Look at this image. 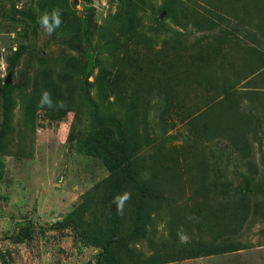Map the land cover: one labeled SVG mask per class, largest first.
<instances>
[{"label":"trees","instance_id":"16d2710c","mask_svg":"<svg viewBox=\"0 0 264 264\" xmlns=\"http://www.w3.org/2000/svg\"><path fill=\"white\" fill-rule=\"evenodd\" d=\"M9 1L13 14L30 18L37 27L44 29L41 20L47 15L53 25L50 34L61 38L66 50L57 58L37 60L39 68L28 90L0 79V157L12 156L15 148L24 151L27 137L37 132L41 112L58 123H65L73 114L69 138L74 123L89 114L90 129L80 138L79 146L109 172L58 226L72 228L83 246L97 249V264H172L245 249L241 241L227 237L228 230L236 224V237L250 215L256 218L264 214L258 204L264 198V175L258 183L257 172L248 168V173H239V183L234 184L227 173L210 165L205 145L199 148L195 144L229 141L237 157L236 161L229 158L228 164L237 165L249 156L243 135L247 132L241 128L249 129L252 124L264 127V52L244 47L248 54L237 60V65L228 57L220 67L216 62L209 66L199 55L211 46L215 52L219 45L229 43L225 35L245 33L251 40L264 41V16L257 17L263 13L264 0H246L250 3L243 7V15L233 16L245 29L207 34L203 38L213 37L218 46L208 42L190 56L189 48L183 45V31L193 26L214 32L220 24L211 17L223 22L222 14L231 13L218 9L217 0H191L192 7H185L181 0H164L156 13L157 25L147 27L146 0H118L117 11L108 14L100 25L88 5L90 0H85L82 14L75 11L77 0H37L36 10L31 6L27 11L17 8L20 0ZM215 9L222 14H216ZM163 11L182 31L165 27L157 18ZM53 13L59 16V26H55ZM252 26L258 35L248 30ZM161 34L168 36L163 37L157 51L154 44ZM26 50L21 45L8 59V71L13 76L15 64ZM250 63L255 64L253 69L247 67ZM198 75L201 81L195 80ZM91 76L94 79L89 81ZM206 79L207 91L194 97L192 89L201 90L198 85ZM238 84L245 86L243 91ZM194 99L197 103L189 105ZM18 107L21 121L15 126ZM156 112L162 135L181 122L187 126V139L180 150L175 144L168 147L164 141L156 143L154 152L145 156L142 150L147 146L144 140L150 137L149 117ZM245 164L254 167L250 159ZM125 193L129 199L118 212L113 201ZM249 198L258 202L251 204ZM164 218L169 219L168 231L158 241L164 245L160 250L155 248L154 236L158 221ZM31 228L21 229L18 243L32 237ZM195 229L200 239H195ZM188 231L194 236L191 243L180 241ZM260 232L264 246V228ZM171 238L174 241L168 243ZM144 242L152 253L140 248ZM173 247L175 252H169Z\"/></svg>","mask_w":264,"mask_h":264},{"label":"rangeland","instance_id":"374dc122","mask_svg":"<svg viewBox=\"0 0 264 264\" xmlns=\"http://www.w3.org/2000/svg\"><path fill=\"white\" fill-rule=\"evenodd\" d=\"M77 1L78 5H76L75 11L82 14L86 1ZM90 1L91 3L88 5L94 9L98 25L108 14L117 11L119 3L118 0ZM146 1L149 3L147 2L148 7L146 6L145 26L157 25L156 13L164 5V0ZM181 1L185 7H192L191 0ZM235 1L237 0H217L215 3L218 9L221 7L222 10L228 9L231 12L227 15L216 11V9L214 10L216 14H222L224 18L223 22H218L216 17H211L212 20L214 19L216 23L220 24L218 30L203 32L189 26L186 31H183V45L189 48L187 55L190 56L194 52H199L200 47L208 42L218 46L213 37L203 38L207 34L216 33L218 35L224 29L229 31L235 28L245 29L239 20L234 17L238 18L243 15V7L249 5L250 2L247 3L246 0ZM16 6L20 11H27L31 6H33V10H36L37 0H20ZM253 6L258 7L255 3ZM10 8L11 3L9 0H0V79L6 81L11 74L10 83L19 86L24 91L33 86L31 77H34L39 68L37 60L41 57L57 58L66 50V46L63 45L61 38L52 36L45 27L43 29L35 26L30 18L13 14ZM262 12V15L257 14V17L264 16V9H262ZM157 18L165 22V27H175V29L181 30L173 23L172 19L167 20V12L165 11L158 13ZM248 30L255 32V35L259 34L255 26L249 27ZM167 36V34H161L159 39L156 40L158 43L154 44V48L157 51L161 50V41L163 37ZM225 36L230 42L219 45L220 47H216L215 52L213 46L208 48L205 53L199 55L203 62L208 63L209 66L211 63L216 62L217 67H220L224 65V60L229 57L231 62L237 65V60H242L241 57L248 54L244 47L249 49L256 47L264 52V41L260 42L257 38L251 40L245 36V33ZM92 42L94 43L95 40ZM196 42H200V44L195 48H190ZM21 45H25L28 50L15 64L17 66L13 76L8 71L10 65L8 59L13 56V52ZM254 66V63L247 65L251 69ZM214 69L210 71L212 79ZM95 73H97V70H95ZM93 79L94 77L91 76L89 81ZM197 79L202 80L200 75L197 78L195 76L196 81H198ZM208 79L198 85L197 89L201 90L194 91L192 89L194 97L204 93L203 90H206L209 83ZM28 80L29 83L27 84ZM244 87L241 84L237 85L239 91H243ZM194 103H197L196 99L191 101L189 105ZM158 114L159 112L152 113V116L149 117L151 126L147 133L150 137L144 140L147 146L146 149L142 150V154H145V156L154 152L156 143L164 141L168 147L175 144L180 150L187 139V126L181 122H177V127L170 129L167 135H162L158 119L155 116H158ZM20 117L18 107L13 118L15 126L20 124ZM73 120L74 115L71 114L67 117L65 123H58L44 112L39 113L37 132L27 137V143L23 145L24 151L17 152L18 149L15 148L12 156L0 157V163H2L0 166V264H4V259L8 261V264H97V249L83 246L77 240V235L72 228L62 229L58 226L78 205L86 200V197H89V191L109 175L107 168L100 161L86 155L85 150L79 146L80 138L86 136L90 129V115L87 114L84 119L74 123L73 136L69 138L70 126ZM2 122L3 117L0 115V126ZM253 128H257L255 124L249 129L246 127L241 128L247 132L246 134L239 133V135L243 134L246 138L244 141L249 148V156L237 165H235L236 162L228 164L229 158L236 161L237 157V151L234 150L229 141L219 140L195 145L199 148L205 145L208 155L207 160L210 165H216L222 174L227 173L228 179L233 181L234 184L239 183L237 179L239 173H248V168L257 172L258 183H261L264 175V127L262 129L257 128V132ZM176 134L179 135L178 138H170L176 136ZM212 152L214 154H211ZM216 154L217 156H215ZM247 159H250L254 167L245 164ZM249 200L250 203L252 201L251 204L258 202L254 198H249ZM258 204H261V208L264 209V198L260 199ZM262 214L260 213L256 218L250 215L236 237H233L234 230L237 229L236 224L231 225L228 230L227 237L230 240L241 241L246 246L245 249L231 254L185 260L172 264H264L263 237L260 232L264 228V216ZM168 221V218L158 221L160 223L156 229L157 236H154L157 242L156 249L164 246L163 244L159 245L158 241L167 234ZM28 226L32 227V237L25 243H18L17 238H19L21 229ZM193 234L195 239H200L196 229ZM185 235L183 241L181 236L179 237L180 241L191 243L194 236L189 231ZM172 241H174L173 238L168 243ZM140 248L147 253H152L147 242L141 244ZM175 248H170L169 252H175Z\"/></svg>","mask_w":264,"mask_h":264},{"label":"clouds","instance_id":"9594fccd","mask_svg":"<svg viewBox=\"0 0 264 264\" xmlns=\"http://www.w3.org/2000/svg\"><path fill=\"white\" fill-rule=\"evenodd\" d=\"M52 19L55 22V26H59L60 24V19L57 13H53ZM41 23L43 24V26L47 29L48 32H52L53 31V25L49 23V17L47 15H45L42 20ZM47 93H45V97H47ZM253 126V124H252ZM253 130H256V132L258 131L257 128H253ZM129 199V194L125 193L123 196H117L113 203H115L117 205V211L118 212H122L123 208H124V204L125 201H127ZM182 241L185 239L184 237H181Z\"/></svg>","mask_w":264,"mask_h":264},{"label":"water","instance_id":"95a60500","mask_svg":"<svg viewBox=\"0 0 264 264\" xmlns=\"http://www.w3.org/2000/svg\"><path fill=\"white\" fill-rule=\"evenodd\" d=\"M75 4L78 5V1H75ZM163 18V17H162ZM11 81V74L9 75L8 79H7V83H10Z\"/></svg>","mask_w":264,"mask_h":264}]
</instances>
